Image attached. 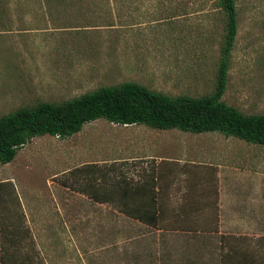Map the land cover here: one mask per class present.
Returning <instances> with one entry per match:
<instances>
[{"label": "rangeland", "instance_id": "obj_1", "mask_svg": "<svg viewBox=\"0 0 264 264\" xmlns=\"http://www.w3.org/2000/svg\"><path fill=\"white\" fill-rule=\"evenodd\" d=\"M236 7L221 100L260 115L264 0H236ZM225 33L217 0H0V117L125 82L172 97L210 95ZM133 129L98 119L69 138L35 137L0 164V264H162L155 262L161 237L172 240L164 241L172 242L165 250L172 253L160 255L163 264H187L192 255L181 245L184 233L194 232H214L201 236L211 246L222 235L223 247L236 248L221 256L222 264H264V146L218 132L167 130L189 137L190 147L172 154L189 170L205 165L201 185L204 179L214 188L227 183L228 192L238 188L243 221L235 223L225 203V222L182 221L176 214V221L151 228L123 220L115 179L90 180L99 171L92 164L116 156L119 138ZM91 190L96 196L89 201L81 196ZM218 255L208 252L203 264H221Z\"/></svg>", "mask_w": 264, "mask_h": 264}, {"label": "trees", "instance_id": "obj_2", "mask_svg": "<svg viewBox=\"0 0 264 264\" xmlns=\"http://www.w3.org/2000/svg\"><path fill=\"white\" fill-rule=\"evenodd\" d=\"M226 19L216 86L202 97L167 96L125 82L100 87L58 104L39 103L0 117V164L12 162L18 151L38 136L69 138L83 125L104 119L115 125H145L157 130L177 129L201 134L218 132L249 144L264 146V114L245 115L221 99L226 90L231 52L237 35L236 0H217ZM145 215L140 224L157 228L158 222Z\"/></svg>", "mask_w": 264, "mask_h": 264}, {"label": "crops", "instance_id": "obj_3", "mask_svg": "<svg viewBox=\"0 0 264 264\" xmlns=\"http://www.w3.org/2000/svg\"><path fill=\"white\" fill-rule=\"evenodd\" d=\"M122 127L134 129L119 138V148L116 156L111 160H101L92 164L99 171L95 173V178L90 180L109 181L115 179L114 181L117 182L118 186L116 196L120 206L123 207L120 210L123 220L139 222L144 219L147 220L145 215H148L150 220L154 219L158 222L157 227L160 228L161 223L176 221L175 215L179 214L182 215V221L206 220L222 223L225 222V218L221 213L223 204L228 203L234 214L231 219L235 223L243 221L238 217L236 208L238 206L236 201L239 197L237 187H234L235 192H228L227 183L220 182L218 187L214 188V186L206 184L204 179L201 185L198 175L205 171L203 168L205 165L195 164L193 169L189 170V167L183 165L182 158H174L172 152L175 149H184L185 151L190 147L188 145L189 137L183 139L182 135L173 136L167 130L158 131L145 125ZM196 149L201 148L197 146ZM198 166L202 168V172H200ZM133 182L135 183L133 185L126 184ZM121 183H124V185H121ZM104 189L110 191L113 188L110 185V187ZM209 193H214L213 196L218 200L214 205L211 199L212 196ZM81 196L89 201V198L96 195L91 190L87 195ZM244 197L247 196L244 195ZM209 202L212 205L208 206ZM105 203L102 202L101 204ZM231 219L229 220L231 221ZM184 234H188L187 241L182 243V250L180 251L192 255L187 264H203L208 260V252L216 254V256L219 254L218 262L221 261L223 254L236 252V248L228 247L226 249L223 247L222 235L218 237V246H211L202 239L203 237L201 238L203 235H213L214 232ZM218 234H222L221 231L218 230ZM163 238L161 237L157 241V246L161 251L156 254L155 259L156 263L162 264L164 262L160 255H165V259L168 254L172 253L169 250L168 252L165 251L171 246L172 242L170 245L164 242L166 239L172 241L171 238Z\"/></svg>", "mask_w": 264, "mask_h": 264}]
</instances>
